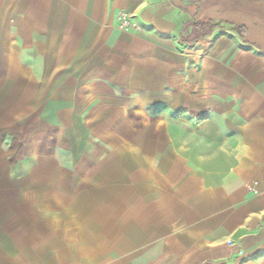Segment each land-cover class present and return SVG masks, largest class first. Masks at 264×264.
<instances>
[{"label":"crops","instance_id":"1","mask_svg":"<svg viewBox=\"0 0 264 264\" xmlns=\"http://www.w3.org/2000/svg\"><path fill=\"white\" fill-rule=\"evenodd\" d=\"M0 89V264H264V0H0Z\"/></svg>","mask_w":264,"mask_h":264},{"label":"rangeland","instance_id":"2","mask_svg":"<svg viewBox=\"0 0 264 264\" xmlns=\"http://www.w3.org/2000/svg\"><path fill=\"white\" fill-rule=\"evenodd\" d=\"M2 91L4 89H0V93ZM8 108L9 104H0V176L41 174L42 168L39 167L42 164L41 161L49 159L56 162L58 157L53 152L48 151L27 152L25 149L27 144H30V136H23L22 141H19L17 144L11 140L12 138L9 135L10 130L5 126L9 121L2 119L6 114L5 110ZM36 108L35 111H37ZM16 115H20V113ZM27 159L30 162L26 165L23 161H28ZM49 170L57 174L58 169L50 167Z\"/></svg>","mask_w":264,"mask_h":264},{"label":"built area","instance_id":"3","mask_svg":"<svg viewBox=\"0 0 264 264\" xmlns=\"http://www.w3.org/2000/svg\"><path fill=\"white\" fill-rule=\"evenodd\" d=\"M117 26L126 32L139 31L140 26L134 16L127 10H120L116 14ZM247 190L253 196H264V180H254L247 185Z\"/></svg>","mask_w":264,"mask_h":264},{"label":"trees","instance_id":"4","mask_svg":"<svg viewBox=\"0 0 264 264\" xmlns=\"http://www.w3.org/2000/svg\"><path fill=\"white\" fill-rule=\"evenodd\" d=\"M227 26L230 27V30L237 31L239 34L243 36H245L247 32V27H245L244 25L227 24Z\"/></svg>","mask_w":264,"mask_h":264}]
</instances>
